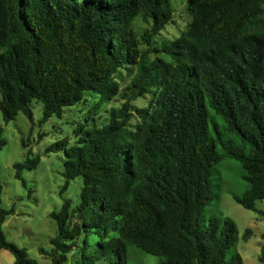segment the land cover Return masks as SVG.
Listing matches in <instances>:
<instances>
[{"label":"trees","instance_id":"16d2710c","mask_svg":"<svg viewBox=\"0 0 264 264\" xmlns=\"http://www.w3.org/2000/svg\"><path fill=\"white\" fill-rule=\"evenodd\" d=\"M187 3V28L157 42L173 20L171 0H0L5 121L20 111L33 119V100L43 103L42 121L62 117L88 94H117L118 71L136 69L121 107L100 120L85 114L75 142L49 147L64 151L65 187L83 178L76 206L66 199L55 214L53 264H127L130 246L159 264H244L236 222L204 210L214 197L210 176L226 158L240 162L247 182L236 201L256 210L264 200V0ZM147 93L155 98L129 129L131 101ZM39 161L15 163V177L26 185L22 171ZM2 192L0 180V248L15 264H38L7 240L2 226L13 209Z\"/></svg>","mask_w":264,"mask_h":264},{"label":"rangeland","instance_id":"374dc122","mask_svg":"<svg viewBox=\"0 0 264 264\" xmlns=\"http://www.w3.org/2000/svg\"><path fill=\"white\" fill-rule=\"evenodd\" d=\"M171 2L174 9L173 20L157 35V42L178 37L192 20L187 0ZM135 24L140 32L147 26L140 19ZM153 56L151 54L150 58ZM135 73L133 65L121 68L116 77L119 82L117 94L101 101L99 95L88 94L81 103L66 107L62 117L54 115L42 121L43 103L36 100L31 102L33 119L20 111L13 119L5 121L0 110V126L3 127V137L6 139V144L0 148L2 205L13 209L2 229L8 241L24 248L28 257L37 260L38 264H53L55 244L52 239L58 234L55 214L61 211L66 199L71 201L70 211L76 206L83 184L82 176H78L65 187L64 151L49 150V147L60 140L69 144L75 142L77 134L74 129L86 123L85 114L94 115L100 120L112 108L121 107ZM154 98L152 93H147L131 101L129 129H135L142 120L137 108L147 107ZM35 156L40 157L37 166L22 171L26 180L24 185L15 177L14 165ZM210 183L214 197L204 210L205 216L221 213L231 217L238 226L240 238L237 250L241 253L244 264H263L259 261V254L264 243V200L258 201L256 210L247 209L236 201L235 195H241L247 188L240 162L226 158L217 164L210 176ZM83 238L81 236L77 242L82 244ZM0 264H15V255L0 248ZM97 264L106 263L101 259ZM127 264H159V258L140 247L130 246Z\"/></svg>","mask_w":264,"mask_h":264}]
</instances>
